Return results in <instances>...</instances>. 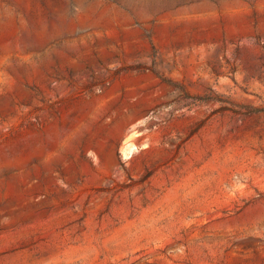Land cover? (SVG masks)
Returning <instances> with one entry per match:
<instances>
[{"label":"rangeland","instance_id":"374dc122","mask_svg":"<svg viewBox=\"0 0 264 264\" xmlns=\"http://www.w3.org/2000/svg\"><path fill=\"white\" fill-rule=\"evenodd\" d=\"M0 264H264V0H0Z\"/></svg>","mask_w":264,"mask_h":264},{"label":"bare ground","instance_id":"6f19581e","mask_svg":"<svg viewBox=\"0 0 264 264\" xmlns=\"http://www.w3.org/2000/svg\"><path fill=\"white\" fill-rule=\"evenodd\" d=\"M132 147H133V145L129 142V141H127L125 144H124V147H123V151H124V153L125 152H129V151H131L132 150Z\"/></svg>","mask_w":264,"mask_h":264}]
</instances>
